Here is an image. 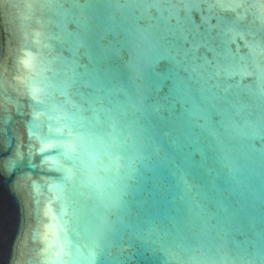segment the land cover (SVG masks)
I'll use <instances>...</instances> for the list:
<instances>
[{
  "label": "water",
  "instance_id": "95a60500",
  "mask_svg": "<svg viewBox=\"0 0 264 264\" xmlns=\"http://www.w3.org/2000/svg\"><path fill=\"white\" fill-rule=\"evenodd\" d=\"M184 2L203 96L140 74L180 0H0V264H264V0Z\"/></svg>",
  "mask_w": 264,
  "mask_h": 264
},
{
  "label": "snow or ice",
  "instance_id": "6c2138e0",
  "mask_svg": "<svg viewBox=\"0 0 264 264\" xmlns=\"http://www.w3.org/2000/svg\"><path fill=\"white\" fill-rule=\"evenodd\" d=\"M194 6L185 3L184 0H180L177 4L147 5L150 8L160 9L161 12L155 18L156 24L153 25V31L149 34L140 33L137 38V47L145 54L140 69L142 78L147 77L158 81L161 86L168 79H172L178 93H194L203 96L204 85H208L210 81H217L212 87H221L219 79L222 68L215 55L212 59H209L207 55L209 52L216 53L215 38L211 34V29L201 33L196 26V31H193L180 16L181 9ZM169 9H176V11L171 12L168 11ZM165 11L168 12L167 15L164 14ZM201 48L205 50L204 53L200 52ZM234 74L229 72V75ZM197 83H200L201 87H197ZM207 90L211 91V88ZM71 147L74 150L75 146Z\"/></svg>",
  "mask_w": 264,
  "mask_h": 264
}]
</instances>
